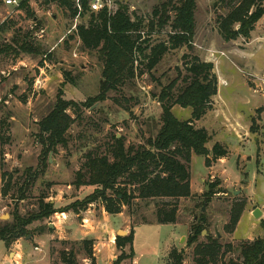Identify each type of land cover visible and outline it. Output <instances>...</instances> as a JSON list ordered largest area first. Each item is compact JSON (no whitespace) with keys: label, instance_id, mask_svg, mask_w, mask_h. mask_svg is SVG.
I'll use <instances>...</instances> for the list:
<instances>
[{"label":"rangeland","instance_id":"rangeland-1","mask_svg":"<svg viewBox=\"0 0 264 264\" xmlns=\"http://www.w3.org/2000/svg\"><path fill=\"white\" fill-rule=\"evenodd\" d=\"M115 1L118 7H128L132 17H143L148 24L153 10L164 0ZM225 1L226 4L219 0H196L192 50L183 47L168 52L152 71L147 70V60L139 56L138 72H145L118 91L109 92L105 100H97L103 63L96 50L83 46L76 31L78 25H88L90 13L73 19L68 10L57 4L29 0V14L17 7L5 6L0 0V227L12 221L15 212L28 215L37 211L41 194L60 208L76 200L82 201L93 193L96 186L77 188L73 183L86 160V153L103 151L113 135L124 137L127 145L145 143L148 137H154L161 126L162 108L158 95L177 77V68L183 69L184 55H198L202 60L213 61L215 72L218 73V66H221L222 76L227 77L217 75L220 103H215L213 110L204 116L206 118L195 125L218 128L214 117L246 120L254 117L257 129L256 133L249 131L250 136H243L242 140L227 128L212 138L209 149L221 142L231 150L227 162L216 161L207 167L203 156L193 155L190 168L193 196L136 199L130 208L125 206L116 215L107 213L101 201L88 205L78 214L73 211L55 213L31 224L29 235L21 238L16 243L18 246L7 248L5 242L0 241V264H11L16 250L23 252L25 264H53L60 262L61 251L70 249L77 254V264H91L84 240L93 241L95 264H113L111 257L121 258V255L124 257L119 264H128L133 258L129 256L131 250L121 251L116 244L111 246V239L117 230H124L128 235L132 228L134 264H167L175 247L186 250L185 264H195L193 246H187V242L189 226L201 213L207 215L210 225L199 241L212 235L223 245L237 248L264 235V71H250L245 63L240 66L231 56V48L243 52L247 44L244 38L226 42L220 36L218 20L238 0ZM4 22L6 28L2 30ZM167 32L168 29L160 32L156 27L148 36L150 45L166 40ZM148 33L146 27V37ZM259 37L264 38V17L256 28L253 42L256 49L261 44ZM24 43L32 46L29 52L22 48ZM258 52L243 58H264V44ZM59 97L89 106H82V118L71 126L65 144L45 153L39 122ZM67 112L73 115L72 110ZM173 114L179 120H188L192 110L177 105ZM44 160V173L38 175L27 198L19 200L18 191L26 179L25 172L28 169L40 172ZM5 174L14 177L7 194L4 193ZM216 182L219 184L213 188L215 193L206 200L205 193ZM163 203L177 207L175 222L157 221L156 211ZM257 208L262 211L259 218L253 215ZM233 213L238 221L231 231L226 226ZM42 227H46L43 232L40 231ZM9 252L12 254L8 255ZM237 257L238 251H231L222 259V264Z\"/></svg>","mask_w":264,"mask_h":264},{"label":"trees","instance_id":"trees-1","mask_svg":"<svg viewBox=\"0 0 264 264\" xmlns=\"http://www.w3.org/2000/svg\"><path fill=\"white\" fill-rule=\"evenodd\" d=\"M47 4H57L70 12L75 19L77 9L73 0H43ZM225 2V0H219ZM85 16L90 13L88 25H78V37L83 46L89 50H96L103 63V78L101 92L97 100H105L108 93L118 91L128 82L135 80L138 72L139 56L147 60V70L152 71L162 61L164 56L172 51L186 47L193 49L195 36L196 0H164L153 10L152 19L145 24L143 17H132L128 7L121 5L114 15L106 10L98 13L88 11L87 1L83 0ZM30 14L29 1L24 0L18 7ZM264 17V0H238L228 13L218 20V32L226 42L239 38L248 40L257 22ZM6 23L1 26L5 30ZM148 27L147 37L144 29ZM160 32L168 29L167 39L153 46L150 36L155 28ZM22 47L29 52L31 45L24 43ZM149 49V53L146 51ZM186 61L183 69H178V75L158 95L161 104V126L154 137H148L145 143L137 145L126 144L124 137H111L103 151L91 150L85 155V162L77 172V188L84 185L96 186L93 193L84 200H76L68 206L57 208L54 203L47 201V196L41 194L38 209L28 215L15 212L13 220L4 222L0 227V241H4L7 248L29 235V226L37 221H44L58 212L73 211L79 213L88 205L101 201L104 209L110 215L120 214L125 206L130 208L136 199L153 198H188L193 196L191 190V162L193 155L203 156L205 164L210 167L213 162L229 156L228 148L216 142L211 149L208 143L213 136L204 127L195 124L213 110V97L218 93V77L214 64L202 60L198 55H184ZM108 98V97H107ZM87 103L58 98L52 110L39 122L40 138L44 152L56 149L59 144H65L71 126L81 119L82 106ZM191 108L192 114L188 120H179L173 114L175 106ZM89 106V105H87ZM72 110L73 115L67 111ZM256 133V122L252 119L250 127ZM46 160L41 162L40 172L28 169L24 184L19 188V200H25L27 193L34 187L36 178L44 173ZM6 189L14 183L11 174H5ZM211 185L210 191L205 193L206 200L215 193ZM163 203L156 211L157 221L173 223L177 220L178 209ZM167 207V208H166ZM238 207V206H236ZM236 209L232 208V211ZM232 213V212H231ZM238 217L231 215L230 223L226 226L234 230ZM209 219L205 213L195 219L190 225L187 246H193V260L195 264H222V259L231 251H238L237 259H230L227 264H264V235L252 242H247L234 248L233 245H223L218 237L207 235L205 241H199L200 235L208 229ZM46 227L40 228L43 232ZM134 229L127 236H116L115 244L119 250L130 245L129 256L133 257L132 242ZM84 249L91 264H95L93 241L84 240ZM117 258L113 264H119ZM185 250L172 249L167 264H184ZM53 264H77V254L72 250L60 253V262Z\"/></svg>","mask_w":264,"mask_h":264},{"label":"crops","instance_id":"crops-1","mask_svg":"<svg viewBox=\"0 0 264 264\" xmlns=\"http://www.w3.org/2000/svg\"><path fill=\"white\" fill-rule=\"evenodd\" d=\"M263 20V17L257 22L256 26H255V29L253 30V32L251 33V37L248 39V40H245L246 44H247V47H246V50H243V52H240V50H237V49H234V48H231L232 51H230V54L231 56H233L237 61H239L240 63V66H242V63H245V66L247 68L250 69V71H255V73H261L264 71V58H257L256 56L254 57H250V59H245L243 57H245V55L247 56V54H250L252 55L254 52H258L261 48H262V44H264V38L262 37H259V42L261 44H259V47L258 49H256L255 47H253V42L256 40L255 39V32H256V28L258 27L259 23ZM253 34V36H252ZM236 41V40H235ZM259 53V52H258ZM257 53V54H258ZM229 60V59H227ZM205 61H209V60H205ZM230 63H235L233 60H229ZM209 62H212L213 61H209ZM221 62V65H222V60L220 61ZM236 64V63H235ZM237 65V64H236ZM239 65V64H238ZM218 73H216L218 76L220 77H223L225 79H227V77L224 75L222 76L221 74V66L219 67L218 66ZM217 76V77H218ZM219 87V86H218ZM249 88V87H248ZM250 89V88H249ZM219 95V88H218V93L215 97H213V107L215 106V103H220V101L217 99V96ZM231 115V114H230ZM206 118V117H204ZM204 118H202L201 120L197 121L196 124H198L200 121L204 120ZM215 119H217L218 123H219V126H216L218 128H209L207 129L205 126H201L200 127H204L206 128L209 133L214 137L217 133H219L222 129H225L227 128L229 132H233L235 131L236 134H237V137L239 138V140H242V137L245 136L246 138H248L250 135H249V131H250V127H251V124H252V119L254 117H249L248 120H246L245 118L243 117H225V118H222V117H214ZM216 121V122H217ZM221 143V142H220ZM223 145H225L228 150H229V156L226 157V158H222V159H219L217 160L218 162H222V161H225L227 162L229 159H230V156H231V150L229 149V147L227 146L226 143H221ZM239 155H241V158H245V156H243L242 154H240L239 152H237ZM248 158V157H246ZM112 230V229H111ZM189 230H190V226H189ZM118 232V230H117ZM116 232V234H117ZM126 235H127V232H126ZM115 238H116V235H114L111 239V246H113L115 244ZM183 239V238H182ZM19 241V240H18ZM18 241H16L14 244H12L11 246H18L16 243H18ZM11 248V247H10ZM38 248V247H36ZM176 248V247H175ZM178 248V247H177ZM116 249V248H115ZM127 249H129L130 251V245H127L125 248H123L121 251H127ZM174 249V248H173ZM36 250H40L39 248L36 249ZM178 250H181V249H178ZM186 251V250H185ZM15 252V258L12 259L10 262L11 264H25L23 263L22 261V251H14ZM12 252H9L8 255H11ZM95 258H96V255H95ZM134 256L133 258L131 259V262H128V264H134L136 263V260H134ZM112 259V263L113 261H115L117 258L116 256H112L111 257ZM122 264H127L125 262H122ZM185 264V263H184Z\"/></svg>","mask_w":264,"mask_h":264},{"label":"built area","instance_id":"built-area-1","mask_svg":"<svg viewBox=\"0 0 264 264\" xmlns=\"http://www.w3.org/2000/svg\"><path fill=\"white\" fill-rule=\"evenodd\" d=\"M23 1L24 0H2L5 6L17 7V8L21 5ZM73 1H74V8L77 9L76 18H80L85 11L83 0H73ZM86 1H87L88 11L91 13H98L103 10H106L109 15H114L119 9L118 3L115 0H86Z\"/></svg>","mask_w":264,"mask_h":264},{"label":"water","instance_id":"water-1","mask_svg":"<svg viewBox=\"0 0 264 264\" xmlns=\"http://www.w3.org/2000/svg\"><path fill=\"white\" fill-rule=\"evenodd\" d=\"M253 215L256 217V218H259L261 215H262V211L261 209L257 208L254 210L253 212ZM206 231H203V233H205ZM126 235V231L124 230H118L116 236H125Z\"/></svg>","mask_w":264,"mask_h":264},{"label":"bare ground","instance_id":"bare-ground-1","mask_svg":"<svg viewBox=\"0 0 264 264\" xmlns=\"http://www.w3.org/2000/svg\"><path fill=\"white\" fill-rule=\"evenodd\" d=\"M222 84H224V85H225V83H224V82H222Z\"/></svg>","mask_w":264,"mask_h":264}]
</instances>
